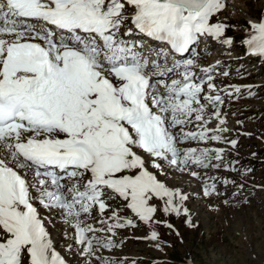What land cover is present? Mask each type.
I'll return each mask as SVG.
<instances>
[{"label": "snow or ice", "instance_id": "6c2138e0", "mask_svg": "<svg viewBox=\"0 0 264 264\" xmlns=\"http://www.w3.org/2000/svg\"><path fill=\"white\" fill-rule=\"evenodd\" d=\"M224 7V0H0V147L5 150L0 157V264H24L25 255L29 264H66L53 248L31 189L38 190L45 207L60 208L71 218L85 255L94 254L96 238L88 233L97 229L81 217L92 215L96 206L103 215L113 194L128 201L145 223L157 211L149 204L153 197L165 200V212H181L175 199L186 197L158 181L147 163L160 168L157 161L167 159L176 166L208 167L210 150L177 146L221 140L208 134L203 84L194 82L189 59L175 65L183 68L182 79L157 81L163 91H155L152 77L159 65L150 67L138 51L143 43L127 41L119 31L130 19L139 33L183 55L199 37L223 36L227 26L210 20ZM249 27V54L264 57V18ZM223 42L232 43L230 38ZM208 88L215 91L211 77ZM204 99L223 125L221 97ZM193 117L200 130L185 132ZM174 128L180 129L179 137ZM215 158H222L221 150ZM214 191V184L205 187V195ZM111 219L115 222L107 230L113 235L116 228L135 226L130 220L121 223L115 211ZM151 239H157L156 232ZM97 243L114 246L111 240Z\"/></svg>", "mask_w": 264, "mask_h": 264}, {"label": "rangeland", "instance_id": "374dc122", "mask_svg": "<svg viewBox=\"0 0 264 264\" xmlns=\"http://www.w3.org/2000/svg\"><path fill=\"white\" fill-rule=\"evenodd\" d=\"M224 4L223 10L210 20V23L227 26L222 38L216 43L205 36L204 39L211 42L203 39L181 65L193 60L190 71L195 74L194 82H208L211 77L215 85V91H210L207 83L201 98L207 111L205 120L209 116L218 121L208 123L207 128L214 129L210 126L220 123L212 115L216 109L204 97L219 95L222 101L218 105L220 118L232 131L215 134L221 137L220 141L184 142L198 150H210L208 167L192 163L176 166L167 159L157 161L161 162L160 168L147 163L148 170L169 190L186 197L183 201H179V196L175 199L181 207L179 214L165 212V200L153 197L149 204L157 211L152 220L145 223L126 206L128 201L115 194L108 199L110 207L103 215L98 206L93 208L92 215L83 214L84 224L97 229L88 233L89 237L96 238L93 240L94 254L85 255L82 249L86 245L76 243L75 229L64 210L45 207L40 198L36 199L35 208L51 240L61 233L58 231L61 225L66 224L63 240L53 245L66 264H104L105 260L109 264H264V59L242 57L247 48L245 40L251 31L250 22H260L264 18V0H224ZM128 26L129 20L119 31L121 38ZM229 38L233 44L230 48L223 42ZM218 59L223 63L208 75L199 70V67H210ZM156 71L164 70L158 68ZM182 71V67L173 70L169 79H182L179 75ZM231 141L236 142L234 147ZM216 150L222 151L219 160L215 158ZM138 153L147 160V154L141 150ZM0 154L5 155L2 147ZM213 184L215 191L205 195V187ZM54 211H58L57 217L46 225V218L52 217ZM113 211L121 223L130 220L135 226L116 228L113 235L107 230L108 225L115 222L111 219ZM153 231L157 233L155 240L151 239ZM97 240H111L114 246L104 248ZM23 262L29 264L27 255Z\"/></svg>", "mask_w": 264, "mask_h": 264}, {"label": "bare ground", "instance_id": "6f19581e", "mask_svg": "<svg viewBox=\"0 0 264 264\" xmlns=\"http://www.w3.org/2000/svg\"><path fill=\"white\" fill-rule=\"evenodd\" d=\"M252 22V21H251ZM258 22V21H257ZM209 42H211V41H209ZM213 42H215V41H213ZM217 43V42H216ZM208 46V45H207ZM219 46V45H218ZM208 65V64H207ZM201 66H204V65H201ZM168 69V68H167ZM166 69V70H167ZM170 71H169V73H168V71L167 72H165L164 73V75L163 76H160V75H158V72H157V75H156V80H158V79H162V78H167L169 75H170ZM160 87H162V86H160ZM163 91V90H162ZM213 115V114H212ZM245 135L244 136H248V134H246V133H244ZM250 134V133H249ZM143 158V157H142ZM149 166V164H147V167ZM155 174V173H154ZM157 175V174H156ZM158 176V175H157ZM159 178V177H158ZM159 180V179H158ZM160 181V180H159ZM37 192V191H36ZM35 192V193H36ZM182 193V192H181ZM180 201V200H179ZM66 218H69V217H66ZM54 220V218L52 217V221ZM65 222H69L68 220H66ZM65 225L66 224H63V225H61V227H60V229L58 230V231H60L61 233L59 234V235H57V237L54 239V240H51L52 241V243L53 242H61L62 240H63V238H64V235L66 234V232L64 233V231H66L67 230V228L65 227ZM56 232H57V230H56ZM64 234V235H63ZM54 236H56L55 235V233L53 234V237ZM69 236H71L72 237V235L69 233ZM73 236H74V234H73ZM71 239V238H70Z\"/></svg>", "mask_w": 264, "mask_h": 264}]
</instances>
